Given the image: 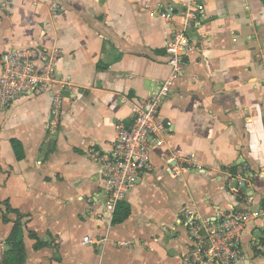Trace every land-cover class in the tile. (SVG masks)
Listing matches in <instances>:
<instances>
[{
	"label": "crops",
	"instance_id": "0c3cea01",
	"mask_svg": "<svg viewBox=\"0 0 264 264\" xmlns=\"http://www.w3.org/2000/svg\"><path fill=\"white\" fill-rule=\"evenodd\" d=\"M186 1L0 0V76L9 50H57L56 78L69 84L0 110V264H186L185 210L214 219L263 207L264 2L197 0L195 50L161 108L166 143L117 206L129 218L113 224L117 208L103 210L89 151L108 149L116 125L130 127L133 108L169 78L165 47ZM169 9L172 27L158 17ZM182 163L191 169L174 177ZM242 247L237 264H264V218L248 223Z\"/></svg>",
	"mask_w": 264,
	"mask_h": 264
},
{
	"label": "built area",
	"instance_id": "2783aa9c",
	"mask_svg": "<svg viewBox=\"0 0 264 264\" xmlns=\"http://www.w3.org/2000/svg\"><path fill=\"white\" fill-rule=\"evenodd\" d=\"M182 6L178 28L171 26L178 16L171 9L158 14L172 27L171 37L165 47L171 68L169 78L159 84L158 91L143 106L133 108L130 127L116 125V136L108 149L92 148L89 151L103 183V210L106 212L115 211L118 204L137 186V182L153 171L151 150L165 145L172 128V123L162 118L161 108L170 97L175 81L183 76L186 58L195 50L190 32L198 27L203 13V7L197 0H188ZM58 53L56 50L49 55L37 48L13 49L4 53L1 58L0 110L6 111L20 99L40 97L54 86L62 89L68 86V83L56 78L54 61ZM62 97L60 92L55 98L53 105L56 111L61 108ZM190 169L189 165L182 163L173 169L172 174L179 177ZM235 193L245 195L239 189ZM246 199V203L252 206L253 199ZM260 217L264 218V202L259 210L220 211L214 219L204 218L196 209L185 210L179 221L189 238L183 257L185 263H239L243 259L242 244L247 225ZM82 244L93 245L94 240L85 236Z\"/></svg>",
	"mask_w": 264,
	"mask_h": 264
},
{
	"label": "trees",
	"instance_id": "16d2710c",
	"mask_svg": "<svg viewBox=\"0 0 264 264\" xmlns=\"http://www.w3.org/2000/svg\"><path fill=\"white\" fill-rule=\"evenodd\" d=\"M12 146H13V149L16 153L17 158L19 160H22L24 158V150H23L22 144L17 140H13ZM130 214H131L130 207L126 204H120L119 207L117 208L116 212L114 213L113 224H121V223L125 222V220H127L129 218ZM33 237L36 238L38 241V244L36 246L37 249H41V248L47 246V244L39 241L37 236H33ZM6 264H9V263L6 262Z\"/></svg>",
	"mask_w": 264,
	"mask_h": 264
}]
</instances>
